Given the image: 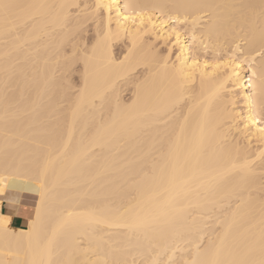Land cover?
I'll return each instance as SVG.
<instances>
[{
  "label": "bare ground",
  "instance_id": "bare-ground-1",
  "mask_svg": "<svg viewBox=\"0 0 264 264\" xmlns=\"http://www.w3.org/2000/svg\"><path fill=\"white\" fill-rule=\"evenodd\" d=\"M0 264H264V0H0Z\"/></svg>",
  "mask_w": 264,
  "mask_h": 264
},
{
  "label": "crops",
  "instance_id": "crops-1",
  "mask_svg": "<svg viewBox=\"0 0 264 264\" xmlns=\"http://www.w3.org/2000/svg\"><path fill=\"white\" fill-rule=\"evenodd\" d=\"M9 213L12 214V216L14 218V221L16 223V228L22 227V226L23 227L26 226V224H27V217L23 213H15L12 210ZM18 221L20 222V224L18 223ZM15 223H14V225H15ZM17 225H18V227H17Z\"/></svg>",
  "mask_w": 264,
  "mask_h": 264
},
{
  "label": "rangeland",
  "instance_id": "rangeland-1",
  "mask_svg": "<svg viewBox=\"0 0 264 264\" xmlns=\"http://www.w3.org/2000/svg\"><path fill=\"white\" fill-rule=\"evenodd\" d=\"M3 208H4V213H7V212L9 213L10 209L7 207L6 203L4 204ZM14 227L16 228V225H14Z\"/></svg>",
  "mask_w": 264,
  "mask_h": 264
}]
</instances>
